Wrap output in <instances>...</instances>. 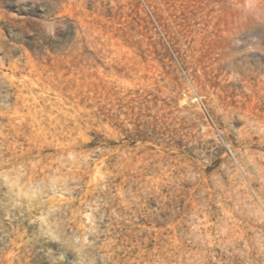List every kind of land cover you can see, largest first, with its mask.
Returning a JSON list of instances; mask_svg holds the SVG:
<instances>
[{"label":"rangeland","instance_id":"obj_1","mask_svg":"<svg viewBox=\"0 0 264 264\" xmlns=\"http://www.w3.org/2000/svg\"><path fill=\"white\" fill-rule=\"evenodd\" d=\"M0 264H264V0H0Z\"/></svg>","mask_w":264,"mask_h":264}]
</instances>
